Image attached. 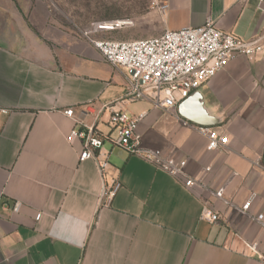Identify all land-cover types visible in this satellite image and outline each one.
<instances>
[{
    "label": "crops",
    "instance_id": "crops-1",
    "mask_svg": "<svg viewBox=\"0 0 264 264\" xmlns=\"http://www.w3.org/2000/svg\"><path fill=\"white\" fill-rule=\"evenodd\" d=\"M159 1L167 8L150 0L130 32L93 37L134 41L209 19L248 40L264 27V0ZM49 2L0 0V264H260L264 54L236 57L162 111L128 100L125 72ZM69 109L73 118L64 114ZM118 110L143 114L141 146L185 160L186 175L198 183L186 188L114 144L109 117ZM200 126L226 136V146L208 151ZM75 128L101 139L93 154L107 163L104 171L95 160L79 161L82 142L66 140ZM112 181L120 187L107 199ZM220 186L225 202L214 195ZM205 211L218 220L205 221Z\"/></svg>",
    "mask_w": 264,
    "mask_h": 264
},
{
    "label": "built area",
    "instance_id": "built-area-1",
    "mask_svg": "<svg viewBox=\"0 0 264 264\" xmlns=\"http://www.w3.org/2000/svg\"><path fill=\"white\" fill-rule=\"evenodd\" d=\"M259 6L263 3L258 0ZM152 7L163 11L167 6L159 0H151ZM131 26L129 20L101 22L83 30L82 35L96 48L102 57L114 69L123 70L126 79V98L130 101H148L153 108L162 111L173 109L178 103L199 90L206 82L221 72L233 59L244 56L252 59L264 54V27L250 39L241 40L232 34L216 27L209 19L199 27H186L180 30H165L160 36L134 41H112L95 39L97 33L114 31ZM6 114V111H1ZM73 118L71 109L64 112ZM143 114L133 116L122 110L112 111L109 124L115 132L112 142L130 155L136 156L155 169L164 172L174 179H180L186 188L194 187L198 180L185 173L186 161L177 160L165 155L161 150L147 149L141 146V137L136 132L138 122ZM197 131L206 138L208 151H216L226 146L227 138L219 131L198 127ZM67 142L80 140L82 151L79 161L95 160L100 171H104L107 163L99 161L93 150L102 145L101 139L94 135L90 128L73 129L66 138ZM210 168H205L209 172ZM120 184L112 181L103 195L110 199L119 189ZM225 186L218 187L214 195L224 201ZM225 202V201H224ZM251 201H246L241 210L247 211ZM19 203H14L12 212L19 210ZM37 214L35 220H39ZM202 218L215 223L217 215L205 211ZM262 215L257 216L261 220ZM254 250V247L251 248ZM260 264H264V256H258Z\"/></svg>",
    "mask_w": 264,
    "mask_h": 264
},
{
    "label": "rangeland",
    "instance_id": "rangeland-1",
    "mask_svg": "<svg viewBox=\"0 0 264 264\" xmlns=\"http://www.w3.org/2000/svg\"><path fill=\"white\" fill-rule=\"evenodd\" d=\"M149 2L150 0H50L49 7L51 11L64 13L69 25H75L83 31L96 23L116 20H129L132 26H136L138 18L145 15ZM131 27H124L120 31L128 33L131 30L128 28ZM110 36L112 33L104 34L103 38L114 39L109 38Z\"/></svg>",
    "mask_w": 264,
    "mask_h": 264
}]
</instances>
